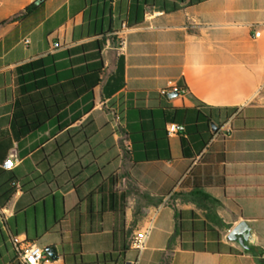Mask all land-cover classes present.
<instances>
[{
  "label": "crops",
  "instance_id": "crops-1",
  "mask_svg": "<svg viewBox=\"0 0 264 264\" xmlns=\"http://www.w3.org/2000/svg\"><path fill=\"white\" fill-rule=\"evenodd\" d=\"M197 188L225 226L171 199ZM242 221L264 250V0H0V264L14 236L51 264H257Z\"/></svg>",
  "mask_w": 264,
  "mask_h": 264
},
{
  "label": "trees",
  "instance_id": "trees-1",
  "mask_svg": "<svg viewBox=\"0 0 264 264\" xmlns=\"http://www.w3.org/2000/svg\"><path fill=\"white\" fill-rule=\"evenodd\" d=\"M30 8L31 6H29L27 10H29ZM5 22L7 21H4L3 23ZM22 115L19 116V114L17 113L15 116V122H14L15 126L18 127V129L20 130V133L26 132L27 128L28 129L33 128V127L37 128L39 126L40 121L37 120L36 122L28 123L25 120L26 114L23 113ZM22 119H24V123L22 122L23 121ZM132 193L139 194L145 197L147 200L153 202L155 205H160L161 203L165 201V198H166V195L154 197L150 195L149 193L142 191V189L137 185V183H134L131 181L128 189L126 190L125 195L127 197L129 194H132ZM177 198H180L182 201H185V202L195 203L199 208L203 209L206 212L207 219L211 220L213 223L219 226H222V227L225 226V223L223 222V220L219 217L217 213V207L219 206L220 201L214 198L213 196H211L209 193L205 192L203 189L197 188L190 192H177L171 197V199L173 200H176ZM170 203L174 204V202L172 201ZM181 231L182 230H181L180 222H179L177 223V227H176L174 234L170 238L169 250L172 251L174 249V243L176 239L178 238V236L181 234ZM250 252H252L255 255L257 264H264V250L259 249L257 246H251ZM114 255H115V251L103 252L101 254H98V256L103 257V259H110V260L115 261L113 259ZM170 258H171V254H165L163 264H169Z\"/></svg>",
  "mask_w": 264,
  "mask_h": 264
},
{
  "label": "built area",
  "instance_id": "built-area-1",
  "mask_svg": "<svg viewBox=\"0 0 264 264\" xmlns=\"http://www.w3.org/2000/svg\"><path fill=\"white\" fill-rule=\"evenodd\" d=\"M126 27V24H124ZM126 46L125 38L121 37L119 40L118 49L123 51ZM177 92L181 94H187L189 92L187 86L175 85L171 89H165L163 93H172ZM185 129V126L178 123H171L168 125L169 134H174L181 132ZM19 161L18 157L14 154L10 155L4 162L3 167L5 169H13L17 162ZM152 226L149 225L144 229L138 230L135 232L132 245L138 250H144L146 248V243L148 237L151 233ZM13 242L17 251V258L21 261L22 264H51L52 259L50 255L46 252L45 248L40 246L35 242L25 240H20L18 236H14Z\"/></svg>",
  "mask_w": 264,
  "mask_h": 264
},
{
  "label": "water",
  "instance_id": "water-1",
  "mask_svg": "<svg viewBox=\"0 0 264 264\" xmlns=\"http://www.w3.org/2000/svg\"><path fill=\"white\" fill-rule=\"evenodd\" d=\"M176 95H178L177 92L171 93L172 97ZM250 236L251 230L248 222L242 221L230 232L229 239L239 241L244 247L250 248L252 246ZM45 250L50 255L52 260L58 259V249L55 245L46 247Z\"/></svg>",
  "mask_w": 264,
  "mask_h": 264
}]
</instances>
